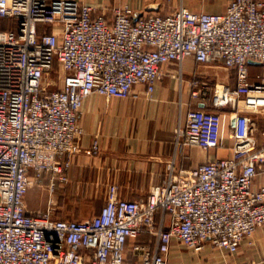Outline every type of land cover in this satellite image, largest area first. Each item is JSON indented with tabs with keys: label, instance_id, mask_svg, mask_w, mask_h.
<instances>
[{
	"label": "built area",
	"instance_id": "obj_1",
	"mask_svg": "<svg viewBox=\"0 0 264 264\" xmlns=\"http://www.w3.org/2000/svg\"><path fill=\"white\" fill-rule=\"evenodd\" d=\"M113 10L109 18L83 0H0V264H183L170 260L176 240L233 253L264 224V184L254 186L264 129L260 142L249 114L264 108V75L252 81L249 72L250 61L264 64V0H230L222 12L180 4L141 18L127 4ZM188 58L235 69L236 83L194 72L192 96L209 104L188 109L176 144L209 151L224 146L228 131L229 155L189 168L171 161L139 199L110 183L90 217L28 212L26 193L44 173L52 191L68 180L87 97H138L137 85L152 97L165 75L184 79ZM171 62L177 74L164 70ZM87 151H100L98 136Z\"/></svg>",
	"mask_w": 264,
	"mask_h": 264
},
{
	"label": "crops",
	"instance_id": "obj_2",
	"mask_svg": "<svg viewBox=\"0 0 264 264\" xmlns=\"http://www.w3.org/2000/svg\"><path fill=\"white\" fill-rule=\"evenodd\" d=\"M93 5L97 12L114 16L113 8L129 5L135 11V18L149 13H170L180 4L193 11L222 12L230 0H83ZM222 66V65H221ZM176 62L164 65V70L177 74ZM184 79L169 74L157 84L152 97H148L142 85L135 88L138 97H106L92 94L84 101L81 125L84 133L79 137L72 167L65 183L58 182L55 191L50 185L51 173L46 172L36 180L25 196L29 213L51 210L54 216L85 218L96 214L105 203L110 183L119 185V194L130 199L145 197L152 184L162 182L168 174L167 165L174 161L177 168H189L196 164L227 156L232 152L234 139L225 132L224 146L202 150L196 146L178 148L176 133L185 128L188 109L193 106H207L208 97L194 98L189 79L194 72L203 74L211 83H236L235 69L226 68L219 79L212 78L208 65L197 64L188 58L183 64ZM249 72L252 81L264 75V64L250 61ZM255 121L256 135L263 141L264 108L249 113ZM228 119V116H227ZM100 140V151H87L95 137ZM30 176L35 179L34 171ZM264 184V168L260 169L254 186ZM72 218V217H71ZM145 233L138 239L146 241ZM128 259L140 258L129 249ZM173 263L183 264H264V224L259 226L251 239H244L236 252H229L205 243L201 251H194L176 240L170 251Z\"/></svg>",
	"mask_w": 264,
	"mask_h": 264
},
{
	"label": "rangeland",
	"instance_id": "obj_3",
	"mask_svg": "<svg viewBox=\"0 0 264 264\" xmlns=\"http://www.w3.org/2000/svg\"><path fill=\"white\" fill-rule=\"evenodd\" d=\"M50 26H51L50 24H45V25L43 23H39L38 24L39 30H42L43 28H50ZM208 67H210L209 68V73L212 74V78L213 79H215V78L219 79V77L222 76L224 74V72L226 71V68H223V66H221L220 64L211 65V66H208ZM60 85L61 86L63 85V80L62 79L60 80ZM57 217H67V216L59 215ZM68 217H70V218L72 217L73 218V216H68Z\"/></svg>",
	"mask_w": 264,
	"mask_h": 264
}]
</instances>
